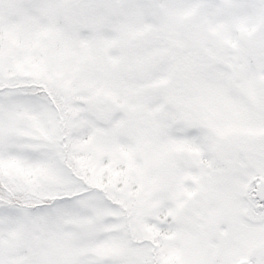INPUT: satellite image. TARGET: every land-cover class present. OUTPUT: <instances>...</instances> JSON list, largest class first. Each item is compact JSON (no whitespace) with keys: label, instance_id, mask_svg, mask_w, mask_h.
<instances>
[{"label":"snow or ice","instance_id":"snow-or-ice-1","mask_svg":"<svg viewBox=\"0 0 264 264\" xmlns=\"http://www.w3.org/2000/svg\"><path fill=\"white\" fill-rule=\"evenodd\" d=\"M0 264H264V0H0Z\"/></svg>","mask_w":264,"mask_h":264}]
</instances>
